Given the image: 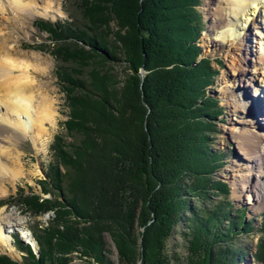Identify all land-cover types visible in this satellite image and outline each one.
Listing matches in <instances>:
<instances>
[{"label":"trees","instance_id":"trees-1","mask_svg":"<svg viewBox=\"0 0 264 264\" xmlns=\"http://www.w3.org/2000/svg\"><path fill=\"white\" fill-rule=\"evenodd\" d=\"M196 2H77L85 29L69 27L73 51L67 50L64 43L54 50L55 57L68 66L63 65L64 72L57 70L56 76L60 75L62 89L69 99L63 126L73 142L66 146L59 143L61 147L57 149L60 162L67 166L63 175L68 177L69 188L63 192L62 173L55 167L50 175L51 184L64 195L61 201L22 200V204L30 203L31 207L37 205V210L41 206L49 208L44 205L49 203L56 218L42 238L34 237L39 256L34 257L26 246L28 262L21 264H57L59 259L64 263L65 259L58 254L75 248L82 255L92 254L94 261L102 264L100 232L108 231L119 241L121 237L117 239L111 224L118 219L122 226L131 227L139 199L146 202L153 228L158 229L157 249L153 253L151 247L140 243L141 264H236L239 249L233 248L227 239L240 224L241 229L248 227L241 220L243 211L238 210L232 218L224 200L205 210L191 209L187 203L190 195L201 197L209 190H227L225 183L209 181L213 170L221 165L219 153L209 148L213 118L219 108L216 99L205 94L204 87L211 82L215 70L207 58L199 56ZM104 7L120 26L127 28L119 40L130 74L124 77L121 88H117L116 77L103 75L94 65L87 67V61L100 58L101 47H105L99 30ZM94 64L97 66V60ZM139 67L146 71L142 77L136 72ZM68 89L72 90V97ZM76 90L81 93L73 94ZM143 121L149 133L147 147L140 131ZM156 164L159 170L153 171ZM153 184L159 186L154 189ZM142 216L145 215L139 213L137 220ZM181 220L187 223L190 235L188 251L183 260L175 255L170 262L161 243ZM224 220L228 226L221 229L219 222ZM59 226L64 227V232ZM120 245L119 261L134 264L132 241L122 240ZM258 246L252 257L264 264V238ZM2 259L9 261L5 256Z\"/></svg>","mask_w":264,"mask_h":264},{"label":"rangeland","instance_id":"rangeland-1","mask_svg":"<svg viewBox=\"0 0 264 264\" xmlns=\"http://www.w3.org/2000/svg\"><path fill=\"white\" fill-rule=\"evenodd\" d=\"M36 1V4H34V0L31 4V7L34 8L27 9L23 14L21 13L17 20H13V11L8 1L6 0L4 3L0 1L2 5V10H0V49L11 48L12 52L17 56H31L34 53L45 62L42 65L47 66L46 72H37L35 78L38 83L44 82V87L47 90L50 89V96L54 99L56 108L53 124H45L47 133L42 137L43 144L39 143L36 145L32 137L24 135L23 137L20 135L17 138H12L10 144H1L2 149L10 150L14 155L18 154L21 156V174L12 179L8 173L4 175V172L0 171V221L5 230V235L10 237V242L14 249L10 253L0 247V264H10V261L17 264H21L22 261L28 262L29 256L25 249L26 246L37 258L39 256V247L34 237L42 238L47 228L51 226L50 224H53V220L56 218L54 217L55 210L52 209L53 207L49 203H44L49 208L44 209L41 206L43 209L37 210V205L31 207L30 203L27 205L22 204V200L31 199L36 203H43L45 199H48L51 203L55 202V200L57 202L61 201V197H64V195L61 194V191L54 190L51 184L52 170L55 167L62 173L63 192H67L69 188L68 177L63 175L67 166L65 167L60 162L57 150L61 147L59 143L66 146L68 142H73V138L66 133L63 126L68 113L66 101H69V99H66L65 91L62 89L60 75L59 77L56 76L57 70L62 71L64 69L63 65L68 66L55 57L54 50L58 46L60 47L61 43H64L67 50L73 51L75 45L73 39H71L73 35L68 32L69 27L73 30L74 28L85 29V27L83 17L80 15L76 5L79 0ZM43 1H50L54 6L45 15L41 14V9L44 5ZM226 8L227 6L223 3V0H197L194 5L200 23L196 40V45L201 49L199 56L207 58L209 65L215 70L211 82L204 87L206 89L205 94L215 98V105L219 108V113L215 114L213 118V130L209 134V148L219 153L221 165L216 166V169L210 175L209 181L223 182L226 184L227 190L225 192L209 190L201 197L190 195L187 198V203L191 209L193 207L205 210L215 207L224 200L231 213L229 216L232 218L236 216L238 210L243 211L241 220L244 224H248V227L241 229L243 228L241 224L237 226L236 229H233L227 242L233 248L239 249V258L236 264H259L258 261L253 259L252 254L258 249V245L264 238V191L262 190L261 195L256 193L258 192L256 189L264 186V165L261 159L258 162L255 161L261 167H255L254 163L250 160L248 161L245 152H251V149L246 147L247 143L244 140V134L246 132H258L264 138V13L261 12L260 16V13L250 14L249 12V16L243 17L241 15L237 19V17H232ZM102 12L104 21L100 23V28H98L101 33L102 45L105 44V47L100 46L102 48L99 53L101 54L100 58L88 60L87 64L89 65L87 67L90 69L94 65V67H98L102 71L103 75L107 74L109 77H116L119 82L117 88L119 86L121 88L125 82L124 77L130 74L129 63L124 58L123 46L119 40V37L124 35L127 28L123 27V25L120 26L116 22L113 13L109 9L107 10L106 7H104ZM245 17H248V23L246 20L244 21ZM218 19L231 23L235 34L231 46L222 49H218L215 43L221 40L223 27L219 25L218 28L212 30L215 21ZM246 36L247 39H244ZM60 39H64V41H60ZM243 43H247L246 45H249L252 50V53L248 55L247 61H249L244 63L241 62V58L245 59V53L242 50V54L237 49ZM84 48L86 49L87 47L84 46ZM96 60L97 66L94 64ZM240 68L246 71L242 78L243 80L248 79L253 71L252 79L254 81L252 84L255 87H248L247 92H242V87H240V84L245 85V82L240 81ZM136 72L139 77L146 73L141 67ZM256 88L258 92H255ZM68 91L71 95L72 90L68 89ZM77 93H81V91L76 90L75 93L73 92L75 95ZM257 93L261 94V96L258 97ZM253 99L258 102L261 110L260 115L255 114L253 110L247 116L243 113V107L249 104L250 106L253 105L251 110L254 109ZM254 118L258 120V125L253 122ZM145 124L146 121H143L140 131L144 134L141 135L146 138L145 145L147 147L150 142ZM90 136H92L91 133ZM93 140L98 141L96 136L93 137ZM257 146V151H260L259 154L264 159V139H261ZM3 159L5 160L4 162L1 161L0 166L10 164V157ZM149 161L154 163L152 159ZM151 169L153 171L159 170L157 164ZM129 176L131 177V175ZM153 186L155 189L159 184H153ZM145 205L146 202L144 200H138L133 210L131 227L128 225L122 226L118 219H115V222L111 224L112 232L118 234L117 239L121 237L119 241H116L108 231L102 230L100 232L102 264H125L118 259L117 248L122 240L132 241L134 264H141L140 243L142 241L147 248L151 247L152 253L154 249H157L158 229L156 230L157 227L153 228L152 214ZM139 213L140 215L143 213L145 216H142L138 221ZM184 216H188V214L184 213ZM75 219L78 218L76 217ZM14 220H21V223H24L21 229L31 233L32 242L26 241L21 236L19 228L13 230L10 227L11 224H14ZM227 226V220L219 222L221 229ZM59 230L64 232V227L59 226ZM64 236L67 237L66 234ZM189 239L187 223L184 220L178 221L174 230L170 231L165 238L163 237L161 248L166 253V257L171 258L172 261L170 262H173L172 257L175 255L181 260L184 259L188 251ZM33 240L37 247L36 250L33 247ZM51 241L57 242V239L52 238ZM79 250V248H75L68 252H58L60 258L65 260L63 263L59 259L58 262L60 260L61 262H57V264H98L94 261L92 254L82 255ZM54 253L56 254V252ZM2 256H5L6 260L9 259V261L2 259ZM51 264L54 263L52 262Z\"/></svg>","mask_w":264,"mask_h":264},{"label":"bare ground","instance_id":"bare-ground-1","mask_svg":"<svg viewBox=\"0 0 264 264\" xmlns=\"http://www.w3.org/2000/svg\"><path fill=\"white\" fill-rule=\"evenodd\" d=\"M0 1L4 3L6 0ZM7 1L13 11V20H17L21 16V13H25L27 9L34 8L31 7L33 0ZM36 3L37 1L34 0V4ZM43 3L44 5L42 6L41 14L45 15L52 8H54V6L50 1H43ZM223 3L227 6L226 9L229 11L230 15H232V17L234 18L237 17V19L241 15H243L244 17L249 16L251 13H260L261 16V12L264 13V0H223ZM0 10H2L1 3ZM245 20L248 23V17H245L244 21ZM219 25L223 27V36L221 40L215 44L216 46H218V49H222L231 46V42L234 39L235 34L232 24L229 22H224L221 19L215 21L214 28L212 30L218 28ZM244 39H247V36L244 37ZM246 44H240L237 48L241 53L243 51L245 53V59L241 58V62L243 63L249 61H247L248 55L249 53H252L251 47ZM33 54H31V56H17L14 52H12L11 48L8 49L6 47L5 49H0V163L4 162L5 159L3 158L10 157V164H3V166L1 165L0 171L2 173L4 172V175L8 173L9 177L12 179L18 177L21 174V156L18 154L14 155V153L10 152V150H5L4 148L2 149L1 144H10L12 138H17V136L20 135L22 137L23 135L32 137L36 145H38L39 143L43 144L42 137L47 133L45 124L52 125L56 114V108L54 105L55 102L54 99L50 96V89L47 90L44 87V82L38 83V80L35 78L37 72H46L47 66L42 65L45 62L41 58ZM240 71V81L245 82V85L243 86V84H240V87H242V92H247L248 87H255L252 84L254 81L252 79L253 71L252 75L246 80L242 79L246 74L245 69L240 68ZM250 82L252 85L250 84ZM257 90L258 89L256 88L255 92H258ZM259 96H261V94H258V97ZM253 104L255 107L252 110L251 107L253 105H244L243 113L247 115L250 114V111L253 112L254 110L255 114L260 115L259 113L261 110L259 109L257 100L253 99ZM253 122L258 125V120H256L255 118L253 119ZM261 139L264 138L258 132H246L244 134V140L247 143L246 147H249V149H251V152H245V155L248 157V161L250 160L255 164V167H261L259 163H256L260 159L262 160L264 165V159L262 155L259 154L260 151H257V144ZM259 188L256 189L258 191L256 193L261 195L262 190L264 191V186ZM256 198L257 200H259L258 197ZM14 221V224H11L10 227L13 230H17L19 228L21 236L25 238L26 241L32 242L33 238L31 237V233H29V231L25 232L23 231V229H21V226L24 223H21V220ZM0 247L2 249L8 250L10 253L14 251L10 242V237L5 235V230L3 229L1 221Z\"/></svg>","mask_w":264,"mask_h":264},{"label":"water","instance_id":"water-1","mask_svg":"<svg viewBox=\"0 0 264 264\" xmlns=\"http://www.w3.org/2000/svg\"><path fill=\"white\" fill-rule=\"evenodd\" d=\"M33 247H34V250H36V249H37V247H36V245H35V242H34V240H33Z\"/></svg>","mask_w":264,"mask_h":264}]
</instances>
